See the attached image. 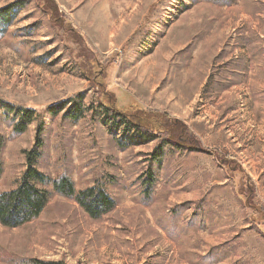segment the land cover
Masks as SVG:
<instances>
[{"label":"rangeland","instance_id":"obj_1","mask_svg":"<svg viewBox=\"0 0 264 264\" xmlns=\"http://www.w3.org/2000/svg\"><path fill=\"white\" fill-rule=\"evenodd\" d=\"M15 1L0 0V8ZM24 1L18 23L0 39V99L41 114L66 107L56 118L44 115L40 170L53 179L68 177L77 191L104 184L117 206L94 221L74 200L54 195L31 224L0 225V264H264V222L245 208L240 175L209 153L177 156L165 146L146 200L140 177L157 141L107 125L100 108L109 93L119 110L136 103L187 124L204 148L250 174V183L258 184L254 204L264 213V175L250 171L256 134L264 135L252 118L259 106L245 98L243 83L215 111L204 107L201 90L203 52L217 46L212 26L251 20L264 35V0H54L58 19L44 1ZM79 96L91 110L73 121L65 113ZM35 129L11 135L3 127L0 193L14 189L26 171L24 152L36 146Z\"/></svg>","mask_w":264,"mask_h":264},{"label":"trees","instance_id":"obj_2","mask_svg":"<svg viewBox=\"0 0 264 264\" xmlns=\"http://www.w3.org/2000/svg\"><path fill=\"white\" fill-rule=\"evenodd\" d=\"M45 2L44 8L52 19H58V9L54 0H38ZM220 3L222 0H209ZM227 1V0H225ZM233 0H231L232 2ZM44 3V4H45ZM26 8V1L19 0L0 8V39L9 34V30L18 23L22 11ZM105 97V96H104ZM81 98V99H78ZM109 102L100 104L105 123L119 124L124 127V134L134 132L146 141H157V146L149 159L148 170L140 179L141 194L146 200H150L157 181V169L161 165L164 155V147L168 146L172 153L182 156L184 150L201 151L209 153L216 158L221 167L231 174L241 177L242 185L238 190L243 196L245 208L251 209L253 214H258L264 222V213L257 208L253 201L255 186L246 175L240 165L229 160L225 154L219 151L204 148L202 143L191 133L190 128L178 119L172 118L165 112L146 111L136 103L129 104L119 110L113 94H107ZM82 97L70 100L66 117L73 121L83 119L91 108L82 107ZM64 106L48 107L44 114L34 109L17 106L0 99V180L4 173L3 154L7 144V138L2 129L11 130V135L26 134L30 127L35 125L36 146L29 152H24L27 161V169L18 180L16 187L7 192L0 193V225L5 229H21L40 218L54 195L63 196L74 200L78 207L94 221L102 219L117 206L116 200L109 193L106 185L95 184L81 191L75 189V184L66 176L53 179L43 173L40 168L42 159L43 140L45 131L44 115L56 118L64 111ZM121 144L119 143L118 146ZM160 152V156H158ZM24 264H63L62 262H45L30 260Z\"/></svg>","mask_w":264,"mask_h":264},{"label":"crops","instance_id":"obj_3","mask_svg":"<svg viewBox=\"0 0 264 264\" xmlns=\"http://www.w3.org/2000/svg\"><path fill=\"white\" fill-rule=\"evenodd\" d=\"M224 12L226 11L224 10ZM230 12L232 10L228 11V13ZM224 21L223 19L217 21L212 26L216 30L212 35L219 33L216 49L211 54L203 52L202 62L206 65L207 70L201 85L203 97L206 98L204 107L215 111V106L223 107L228 104L229 97L236 95L235 89L237 86H239L238 88L242 87L243 83L246 85L243 90L245 98L248 100L249 97L253 106H259L258 112L254 113L252 118H254L256 130L260 131L264 129V107L261 105L264 103V41L256 39L258 37L264 39V35L260 33L256 23L252 24L251 20L245 24H241V20L236 23H232L230 20L229 25L228 23L226 25ZM228 29L229 34L225 39V32ZM209 42L210 39L206 42V46L209 45ZM208 48L209 46H207ZM235 80L239 81L235 83ZM186 96L189 98L192 95ZM189 102L192 104L191 101ZM228 107L230 114H233L235 112L234 105L233 108ZM228 117L229 115L226 118ZM253 144L256 150L252 151L254 161L252 159L250 163L251 175L262 177L264 175V135L256 134ZM254 186L256 188L258 184L255 183Z\"/></svg>","mask_w":264,"mask_h":264}]
</instances>
